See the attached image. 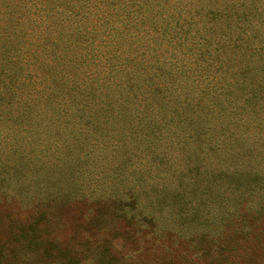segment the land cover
I'll return each mask as SVG.
<instances>
[{
    "label": "rangeland",
    "instance_id": "rangeland-1",
    "mask_svg": "<svg viewBox=\"0 0 264 264\" xmlns=\"http://www.w3.org/2000/svg\"><path fill=\"white\" fill-rule=\"evenodd\" d=\"M76 94L52 99H77L90 121L83 115L59 121L56 115L68 112L54 103H41L36 119L0 121V264L21 258L19 264H264L259 255L247 261L243 248L221 253L247 230L264 231V121H222L227 147L188 153L177 146L185 140L180 131L166 136L175 121L165 123L159 138L152 131L159 122L103 121L109 114L103 94L85 107ZM203 155L207 161L199 165ZM118 200L149 215L147 228L134 210L120 207L128 212L120 215ZM175 202L190 215L181 219ZM201 233L207 235L196 241ZM175 235H195L194 247ZM108 236L111 244L96 243ZM48 240L68 255L54 259Z\"/></svg>",
    "mask_w": 264,
    "mask_h": 264
},
{
    "label": "trees",
    "instance_id": "trees-1",
    "mask_svg": "<svg viewBox=\"0 0 264 264\" xmlns=\"http://www.w3.org/2000/svg\"><path fill=\"white\" fill-rule=\"evenodd\" d=\"M73 90L83 107L103 94L109 113L103 121L159 122L152 130L159 138L165 123L175 121L166 136L180 131L185 140L177 146L188 153L227 147L222 121H264V0H0V108L20 113L0 121L36 119L41 103L66 108L59 121L82 115L90 121L77 99H52ZM206 161L203 155L198 164ZM115 204L120 215L134 210L147 228L149 215ZM175 204L182 205L181 219L190 215L185 204ZM251 232L235 246L225 243L222 255L243 248L247 261L264 257L256 245L264 243V231ZM200 235L175 236L192 248L207 233ZM110 238L96 243L109 245ZM48 242L54 259L68 255Z\"/></svg>",
    "mask_w": 264,
    "mask_h": 264
}]
</instances>
